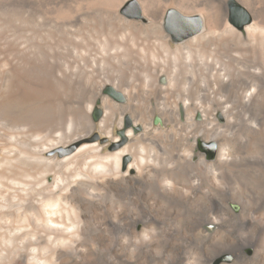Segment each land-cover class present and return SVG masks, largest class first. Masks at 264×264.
I'll use <instances>...</instances> for the list:
<instances>
[{"label":"bare ground","instance_id":"6f19581e","mask_svg":"<svg viewBox=\"0 0 264 264\" xmlns=\"http://www.w3.org/2000/svg\"><path fill=\"white\" fill-rule=\"evenodd\" d=\"M54 1L58 3L53 5ZM153 1L148 4L145 0H138L142 12L135 20L120 13L124 2H118L108 13L118 23V28L127 33L151 34L152 43L145 46L139 58L134 57L146 77L144 89H131L124 87L119 79L114 82L106 79V66L131 59L125 46L112 40L110 46L120 48L124 54L93 58L70 56L64 58V66L54 63L57 58L54 62V57L46 59L45 69H49L52 80L61 86V94L35 106V110L18 108L38 90L33 82L14 75L11 85L0 89V120L12 127H25L17 139L26 141L27 147L26 152L13 150L9 142H15V137H9L8 132L0 128V218L30 212V218L24 216V222L47 228L53 235L51 240L57 238L66 244V247L53 248V255L60 264H95L85 257L87 248L92 245L87 247L79 233L88 235L89 239H85L89 240L88 243H99L102 247L109 243L106 246L113 249L114 256L107 254L98 264H130L126 254H115V241L107 242V234L116 230L123 235L135 236L138 229L142 230L151 222L154 217L152 211L147 208L146 212L141 206L146 190L155 199L170 201L172 210L185 211L177 221L187 230L181 241L194 239V247L201 250V258L208 255L207 245L213 239H219L217 232L221 227L240 225L245 230L250 222L259 221L247 214L249 209L245 199L222 198L215 191L212 193L210 184L218 178L225 179L236 168L251 164L248 160L251 147L256 143L264 144V133L258 128L262 122L259 118L251 120L264 102V1L259 0L256 5L246 3L250 22L239 26L230 25L227 20L229 0ZM21 3L18 9L22 28H25L28 18L44 22L49 13L61 7L59 0H21ZM170 8L196 14L194 16L200 19L201 29L174 41L166 30V20L164 24L165 16L167 18L172 11ZM66 16L60 28L71 33L81 20L77 15ZM210 49L216 50L223 60L207 59ZM239 53L246 55L244 69L240 73L226 70L225 67L233 65ZM0 66L8 67L7 70L0 69V74L14 72L16 67L8 54ZM195 73L208 77L209 81L196 83ZM186 74L189 77L185 87L180 88ZM107 88L120 94L123 100L119 102L125 100L124 104L104 96ZM140 96L148 101L146 108L138 106ZM198 100L215 103L214 109L204 107ZM97 105L102 106V118L95 124L91 113L98 109ZM232 108L244 115L237 120L238 123L228 118ZM133 109L138 110L137 116ZM128 116L133 117V122ZM156 116L163 127L154 126ZM123 117L130 120V128L123 125ZM116 119L122 135L114 138L112 143L118 145L123 140L124 144L104 152L89 136L95 129L112 136V124ZM80 123L85 127L84 132L79 131ZM169 128L170 133L178 136L173 137V162L170 166L158 164L148 152L152 146L160 145L163 134L168 137ZM202 136L214 141L223 140L229 149L218 159L214 155V159L209 160L211 158L207 154L204 156L196 148ZM187 141L193 150L183 152L179 146ZM258 155V160L252 165L257 164L260 169L264 166L261 161L264 155ZM208 168L217 172H206ZM52 171L62 176L46 178V173ZM35 175L41 176L37 184L24 182V178ZM183 180L186 184L182 183ZM111 196L121 204L113 200L109 202L107 198ZM43 200L44 206L41 205ZM231 204L240 207L239 213L230 209ZM259 222L264 223L263 220ZM211 228L216 232L212 233ZM163 236L166 238L169 233ZM233 237L236 236L230 234L225 237L228 238L226 251L233 256L230 264L251 263L254 255L246 256V247L232 240ZM261 241L264 242V238ZM173 249L163 255L167 264H186L185 257L189 251L183 245L176 246L174 252ZM142 250L144 260H151L145 263L153 264L154 258L148 249ZM256 259L264 261V256L256 255ZM19 260L15 257L7 263L0 261V264H19ZM208 260L203 264H208ZM24 263L30 264L25 260Z\"/></svg>","mask_w":264,"mask_h":264},{"label":"rangeland","instance_id":"374dc122","mask_svg":"<svg viewBox=\"0 0 264 264\" xmlns=\"http://www.w3.org/2000/svg\"><path fill=\"white\" fill-rule=\"evenodd\" d=\"M131 1L138 2V0H59L61 7H57L49 13L44 22H37L39 20L38 18L36 20L35 18L30 17L25 22V28H22L23 26L21 25V19L19 20L18 9L22 4L21 0H0V65L5 63V57L7 54L16 65L14 72L8 71L0 74V89L3 90L6 89V87H9L12 82L11 79L15 76L20 77L21 80L23 79L33 82V84L36 85L35 89L38 90L34 93L33 97L27 99L28 101L26 100L23 104L19 105L18 108L23 111L35 110V106L37 107V105L47 102L56 95L61 94V86L52 80L48 73L49 69H45L47 64L46 59H52L54 57L52 59L54 62L57 58L59 61L56 59L54 63L58 66H64L66 64L64 58L70 56L93 58L96 56L111 57L115 54H124L120 48L114 49L111 47L109 44L110 40L116 44L124 45L130 54L129 57L131 59L127 61L130 66L127 62L122 64L114 63L106 66V79L109 82H114L116 79H119L124 87L135 90L144 89L146 77L143 73L142 66L134 60V57L139 58L143 54L142 50L145 46L152 43L150 39L151 34L127 33L124 30L119 29L118 23L108 15L110 9L115 7L118 2H124L120 8V13L126 18H130L126 15V9ZM145 1L148 4L154 3L153 0H149L150 3L147 0ZM235 1L242 6L249 15L250 13L246 9L245 4L256 5V3L259 2V0ZM140 2H143V0H140ZM57 3L58 1H54L53 5ZM169 10H175L186 17L196 15L183 12L177 8H170ZM140 11L142 12L141 6ZM226 14L229 24L233 25L230 22L232 14L228 3L226 5ZM66 15H77L81 20L80 25L71 33L65 32L63 28H60L61 23L67 17ZM165 20L166 16L164 24ZM24 54L27 56L24 57ZM245 58V53H239L235 56L233 65H227L225 67L226 70H233L235 73H240L244 69L246 63ZM207 59L218 60L221 62L223 57L219 55L216 50L210 49L208 51ZM119 65H122V67H118ZM0 69L7 70L8 67L0 66ZM188 77L189 76L186 74L185 79L181 80L180 88L185 87ZM194 77L196 83H207L209 81L208 77L196 73L194 74ZM181 91L184 92L183 90ZM104 96L108 97L106 93ZM108 98L120 104H124L125 102V100L124 102H119L110 96ZM137 100L139 101L138 106L143 108L147 107L148 101H146L144 97L140 96ZM198 103H201L204 107H207L210 110H213L215 105V103L211 102L203 103L201 100H198ZM228 105L231 106L232 103H228ZM96 107L98 110L102 111V106L97 105ZM95 111L96 108L91 113L92 120ZM132 111L134 114L136 113L135 116L138 115V110L133 109ZM118 116L119 115L117 114V117ZM128 117L131 121L133 120V117ZM241 117L243 118L244 115L240 114L234 108H232V114H228L229 120L235 123H238L237 120ZM101 118L102 117H100L97 122H93L97 124ZM258 118L260 119L259 121L262 122L261 126L258 128L264 133V102L259 106L257 114L251 116V120H257ZM125 120L126 117H123V125ZM223 123L224 122H222V124ZM153 124L154 126L160 125L163 127L158 116L153 120ZM79 125L81 126H79V131L84 132L85 127L83 123H80ZM131 125L130 122L128 128H130ZM0 128L5 132H8L9 137H15V142H9L11 145L10 147H12L13 150L17 152L27 151V147L25 146L26 141L22 142V138L17 139L20 137L18 136V133L21 134L22 130H26L25 127H12L5 121L0 120ZM112 129V136H108L99 129H95L90 134L89 139L99 143L104 152H110L109 147L114 138L118 136L117 131L120 130L117 119L113 122ZM167 133H170V128ZM226 135L231 136L229 133H226ZM162 136L163 138L160 141V145L152 146V149L148 152L152 154L154 161L158 164L170 166L173 162L171 156V151L174 148L173 137L178 136L175 135L174 132L170 133L166 138L164 137V134ZM242 141L244 144V140ZM203 145L215 146V159H218L220 155L229 149V146L223 140L214 141L211 138L206 139L202 136L196 148L204 156L207 155L201 148ZM179 149L183 152H190L193 150V147L187 141L183 142L179 146ZM9 152L11 153V151ZM259 153H263L264 155V144L256 143L251 147L249 154L248 160L252 162L251 164L236 168V170L227 175L225 179L218 178L210 185L212 187V193L214 194L215 191L216 194L222 198L234 197L237 199H245L247 202V209H249L247 210V214L259 221H264V206L262 205V200H264V166L259 169L257 164L252 165L258 160ZM261 161L264 162V157L261 158ZM205 171L210 173L217 172L213 168H208ZM45 176L48 179H56L62 175L59 172L52 171L47 172ZM40 179V175H35L24 178V182L30 185L37 184ZM182 183L186 184V181L183 180ZM143 195L144 199L142 200L141 206L146 212L147 208L152 211L154 217L153 219H150L151 222H148L142 230L138 229L135 236L123 235L122 232L116 230H111V233L109 232V234H107V242L111 241L110 243H112L113 240L115 241V254H126L130 259V264H146L145 262L151 261L149 259L146 261L144 260V257L142 256L143 248L148 249V252L153 256V264H167L168 262L163 256L165 252L181 245L185 247L186 251H189L185 257L186 264H203L208 259H210L208 260V264H230L233 262V256L231 253L227 252L225 248L226 242L228 241V238L225 237H228L230 234L236 236L233 237L232 240H236L239 245L246 247V256L250 257L254 255L251 263L248 264H264L263 260L256 259V255L264 256V242L261 241L262 238H264V223L259 221L256 223L255 221L250 222L247 224L248 226L245 227V230H243L240 225H236L232 228H230L229 225L221 227L217 232L219 239H213V241L207 245L208 255L201 258V255L199 254L201 250L194 247L196 244L194 239L187 238V243L181 241V237L183 234L187 233V230L181 226V222L177 221L178 219H181V215H183L185 211L182 213V211L177 212L179 209L172 210L171 207L173 204L170 203V201H166L167 199H155V196H153L149 190H146ZM107 200H109V202H112L113 200L116 201L117 204H121L116 197L111 196L108 197ZM41 205L44 206V200ZM176 206L180 208L178 204H176ZM238 207L236 204L230 205V209L233 212L239 213ZM24 216L30 218V212H25L24 214L13 216L12 218H0L1 263H7L11 259L17 257V259H20L19 264H25L24 260L30 264H60L57 258L53 255V248L59 246L66 247V244L61 240H57V238L51 240L53 235L47 230V228H44L43 226H33V224L24 222ZM239 216L241 217V213ZM165 229L167 231H165ZM210 231L214 233L216 232V229L211 228ZM166 232L169 233V236L165 238L163 235ZM83 235V233H79L78 235L81 241L86 243L87 247L92 245L90 248H87L88 250L85 252L86 259L88 258L89 261L98 264L105 255L108 254L109 256H114L113 249L110 246L109 248L106 246L109 243L105 245L103 244V247L101 244L99 245V243H88L89 240H85L89 239L88 235H84L86 237ZM41 237H47L50 240H41ZM95 237L96 239L98 238L97 236ZM175 248L172 252L175 251ZM203 250H205L204 247ZM148 252L146 251V254L150 256Z\"/></svg>","mask_w":264,"mask_h":264},{"label":"water","instance_id":"95a60500","mask_svg":"<svg viewBox=\"0 0 264 264\" xmlns=\"http://www.w3.org/2000/svg\"><path fill=\"white\" fill-rule=\"evenodd\" d=\"M228 5L230 8V12L232 14L231 23L239 26V25L248 24L250 22V17L246 12V10L242 6H240L235 0H229ZM126 14L133 18H139L141 16V11L136 1H131L128 4V7L126 9ZM165 27L167 32L172 36V39L174 41H178L181 38L186 37L187 35L197 33L201 29L202 24L198 17L195 16L186 17L181 15L177 11L172 10L168 13ZM105 93L117 101L123 100L120 94L116 93L111 88H107L105 90ZM101 115H102L101 111L97 109L94 113L93 121L97 122L100 119ZM124 126L125 128H128L130 126V120L128 118L125 120ZM117 135L118 136L122 135L120 130L117 131ZM123 144H124L123 140L118 145L112 143L109 147V151H112L120 146H123ZM201 148L208 155V158L212 159L214 157L216 151L215 147H207V148L201 147Z\"/></svg>","mask_w":264,"mask_h":264}]
</instances>
